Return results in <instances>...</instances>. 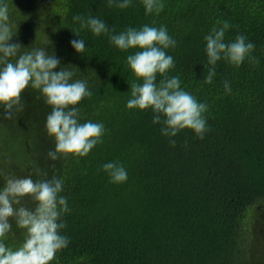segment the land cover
I'll list each match as a JSON object with an SVG mask.
<instances>
[{
    "label": "trees",
    "instance_id": "obj_1",
    "mask_svg": "<svg viewBox=\"0 0 264 264\" xmlns=\"http://www.w3.org/2000/svg\"><path fill=\"white\" fill-rule=\"evenodd\" d=\"M6 3L18 26L11 42L48 46L60 66L87 80L92 95L79 104L81 122L105 126L102 143L88 156L52 161L55 140L46 130L51 106L41 93L29 87L20 107H0V186L10 176L64 179L61 194L70 211L60 231L69 244L50 264H264V0H165L158 15H146L141 0L127 9L108 0ZM77 15L104 20L111 34L167 26L177 42L166 50L175 62L169 74H179L181 86L209 105L203 139L184 130L173 146L152 123L151 110L127 109L135 81L129 53L112 45L108 34L81 29ZM217 20L232 24L226 41L244 34L254 42L260 63L246 59L237 68L218 61L213 82L205 84L204 37ZM72 31L86 41L81 54L71 47L78 38ZM109 161L124 165L126 182H110L102 169ZM21 203L35 206L31 198ZM24 239L25 230L13 224L5 243L16 248Z\"/></svg>",
    "mask_w": 264,
    "mask_h": 264
},
{
    "label": "clouds",
    "instance_id": "obj_2",
    "mask_svg": "<svg viewBox=\"0 0 264 264\" xmlns=\"http://www.w3.org/2000/svg\"><path fill=\"white\" fill-rule=\"evenodd\" d=\"M133 2L108 0L110 6L115 4L120 9H127ZM141 2L146 15H158L165 7V0ZM73 20L79 21L80 28L89 29L94 36L108 34L112 45L129 53L126 63L135 81L130 84L127 109L151 110L152 123L161 125V135L167 137L173 146L176 144L174 138L184 130H190L197 138L203 139L207 131L205 114L209 105L181 86L179 74H169L175 62L166 50L174 48L177 42L169 34L167 26L144 24L111 34L106 22L96 16L84 19L77 15ZM15 27L18 26L10 19L6 0H0V107L11 112L14 107L21 106V97L27 88L38 90L51 106L46 117V130L55 140V147L48 152L49 159L55 161L61 155L73 158L88 156L94 146L102 143L105 126L92 120L81 122L79 104L92 95L87 80L74 78L75 72L69 65L60 66V59L54 52L47 51L48 46L31 48L12 43ZM231 27L229 20H217L204 37L207 58L205 84L213 82L218 61H227L237 68L246 59L257 65L260 63L259 58L253 55L256 45L244 34H238L231 42L225 40V34ZM73 33L78 38L70 41L71 47L81 54L86 49V41ZM58 67L59 71H56ZM223 87L225 94L232 92L230 81L226 80ZM102 169L114 184L128 179L127 169L119 162H106ZM36 171L40 172L39 169ZM63 186L64 179L57 176L38 180L32 176H10L0 186V264H50L56 253L68 246L69 238L60 231L66 227L62 217L70 211L68 197L61 194ZM25 198L35 201V206H24L21 201ZM13 224L25 230V239L16 248L5 243L12 233Z\"/></svg>",
    "mask_w": 264,
    "mask_h": 264
}]
</instances>
